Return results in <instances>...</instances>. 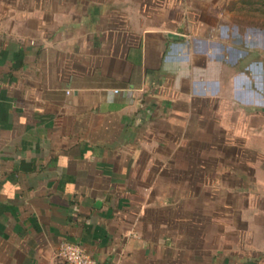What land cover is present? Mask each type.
Listing matches in <instances>:
<instances>
[{
	"label": "crops",
	"instance_id": "0c3cea01",
	"mask_svg": "<svg viewBox=\"0 0 264 264\" xmlns=\"http://www.w3.org/2000/svg\"><path fill=\"white\" fill-rule=\"evenodd\" d=\"M248 8L264 0H0V264H62V239L99 264L205 255L229 179L195 149L225 143L199 133L207 106L222 127L224 81L264 159V18L238 20ZM207 192L208 213L191 202Z\"/></svg>",
	"mask_w": 264,
	"mask_h": 264
},
{
	"label": "rangeland",
	"instance_id": "374dc122",
	"mask_svg": "<svg viewBox=\"0 0 264 264\" xmlns=\"http://www.w3.org/2000/svg\"><path fill=\"white\" fill-rule=\"evenodd\" d=\"M246 13L249 15H245ZM262 17L264 18V15L261 11L251 12L248 8V11L240 15L238 20L249 18L259 21ZM242 29L243 32L244 28ZM253 74H257L258 76V73L253 72ZM255 82L259 84L262 80L260 78L254 79L252 86L256 89V86H254ZM228 84L229 81H224V85L226 86V90H224L225 94L229 87ZM225 94L221 98V129L214 126V121L210 120L209 117H212V113L210 111L208 112L209 106H207L205 113L204 128L201 127L199 129L200 135L203 134L207 141L216 131L217 134L225 137V143L223 142L220 149H214L213 144L209 143L204 144L205 147L201 145L202 148L204 147L203 149L201 147L195 149L205 154L216 152L221 156L218 167L225 173L222 174L223 178L227 177L229 179L226 180L228 182L223 180L221 187L222 221L220 225L217 222L214 225L213 221L210 223L207 222L205 225L204 241L206 253L197 262L191 260L190 264H245L247 258L252 257L251 254L253 251L259 253L256 259L253 258L255 264H264V188L259 182L258 184L253 183L252 177L248 178L251 180L248 185L244 181L247 180L246 172H255V180L259 177L258 175L264 174V170L261 171L260 169L262 168L259 166L262 162L264 165V159L262 158V154H260L256 156L258 158L256 161H251L252 150L251 148H247L244 143L247 134L245 128V109H241V102L235 99L234 96ZM213 104V102L210 103L211 111ZM256 114L258 118L255 119L261 121V112H256ZM250 131H252V128H250ZM195 135H198V133ZM233 166L243 181H240V179L237 181L234 177L227 175L229 170L233 169ZM246 187L248 188L245 189ZM191 202L197 205H204L207 213L213 210L214 203L212 198L210 199L208 192L205 193V197L202 199L200 197V199L191 200ZM247 203L248 205L246 206ZM217 219L216 216V221H218ZM218 227L221 229L220 243L222 250L221 256L219 257L220 260H218L219 258L214 260L211 253L218 247ZM214 228H216V232ZM231 254L234 255L231 256ZM229 258L232 259L230 260Z\"/></svg>",
	"mask_w": 264,
	"mask_h": 264
},
{
	"label": "built area",
	"instance_id": "2783aa9c",
	"mask_svg": "<svg viewBox=\"0 0 264 264\" xmlns=\"http://www.w3.org/2000/svg\"><path fill=\"white\" fill-rule=\"evenodd\" d=\"M57 255L62 264H99L80 243L69 239L60 240Z\"/></svg>",
	"mask_w": 264,
	"mask_h": 264
},
{
	"label": "water",
	"instance_id": "95a60500",
	"mask_svg": "<svg viewBox=\"0 0 264 264\" xmlns=\"http://www.w3.org/2000/svg\"><path fill=\"white\" fill-rule=\"evenodd\" d=\"M167 36L174 38V39H180L181 38V35H178L176 33H168Z\"/></svg>",
	"mask_w": 264,
	"mask_h": 264
}]
</instances>
